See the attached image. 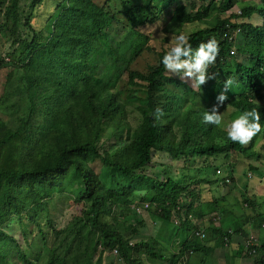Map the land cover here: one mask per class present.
<instances>
[{
	"label": "trees",
	"instance_id": "1",
	"mask_svg": "<svg viewBox=\"0 0 264 264\" xmlns=\"http://www.w3.org/2000/svg\"><path fill=\"white\" fill-rule=\"evenodd\" d=\"M54 1L47 34L33 26L31 16L23 22L22 0H0L2 28L19 52L8 65L0 93V264H39L9 233L17 226L21 234L31 235L32 247L46 250L44 264H103L106 251L113 250L124 264H143L141 252L162 264H193L192 256L200 252L204 257L199 264H208L217 247L204 241L199 232L206 234L207 229L194 222L189 211L202 217L193 207L202 199V186L210 182L209 169L222 154L235 160L263 157L255 145L260 141L264 148V0L228 15L215 1L200 5L193 0L190 8L181 0H149L143 6L131 5V0ZM166 1L178 3L172 17L182 25H204L178 32L188 36L194 49L210 38L219 43L216 62L208 69L212 77L202 86L166 70L161 59L171 42L158 49L152 35L141 30L158 19L157 6ZM32 2L36 8L45 0ZM254 15L263 22H252ZM24 26L31 37H24ZM146 50L154 52L158 62L149 64L146 72L130 68ZM227 78L233 80V89L224 88ZM124 80L126 86H121ZM222 91L228 95L224 105L237 114L256 110L260 115L262 131L246 145L226 137V125L234 116L223 117L220 127L202 120ZM157 109L162 111L159 117ZM196 158L197 177L190 173ZM253 164L249 161V169L261 173ZM141 187L145 194L134 198ZM63 200L69 201L71 211L57 227L54 214ZM242 203L252 213L233 227L218 226L217 232L228 245L252 223L244 249L254 264H264L260 202L245 197ZM135 205L143 209L136 211ZM212 205L219 207L216 198ZM232 207L224 206L223 213L232 215ZM131 212L157 217L151 218L156 231L162 226L159 220L174 218L184 242L167 248L146 229L145 218L133 221ZM26 221L37 225V234ZM44 225L53 229L51 241ZM141 230L151 236L143 237ZM11 244L16 248L12 259ZM238 251L235 248L234 256Z\"/></svg>",
	"mask_w": 264,
	"mask_h": 264
},
{
	"label": "rangeland",
	"instance_id": "2",
	"mask_svg": "<svg viewBox=\"0 0 264 264\" xmlns=\"http://www.w3.org/2000/svg\"><path fill=\"white\" fill-rule=\"evenodd\" d=\"M101 2V4L105 0H97ZM149 0H131L132 4H138L139 6H143L146 3H148ZM193 0H181V3H184L187 5L188 8H190V4ZM200 5H206L208 2H216L215 6L221 5L220 7L222 10H226V15L231 13H239V10L246 4L252 3L255 4L258 2V0H233L230 4H228V0H195ZM178 3L174 2L172 4L168 3V1L165 2V4H159L157 6V17L158 19L154 23L147 24L145 26L141 27V30L145 32L146 34L152 35V44L156 45L158 49H161L163 47H168L171 42V47L176 42V37L178 32L182 31L185 33H189L191 30H195L198 27L204 26L203 24H181V22H178L176 19H174L172 16L175 12V9L177 8ZM56 6V2L54 0H45L42 4L39 6H36V8H33V2L32 0H22L21 5V16L23 19V22L25 19L29 16H31L33 26L48 34L47 30V19L52 14V11H54ZM214 6V7H215ZM212 7V13H215V9ZM5 8V7H4ZM4 19V9L0 7V93L2 92L3 86L5 84V80L7 77V74L10 72L8 65L10 62L13 61V58H17L19 52L17 51L18 44L13 43V38L10 36L9 31L2 28V23ZM252 22L261 24L263 22L262 17H259L258 15H254L251 19ZM8 28V27H7ZM22 30L25 32V36H30L29 34V27H22ZM129 59L127 57L126 61ZM3 62V63H1ZM158 62V56L152 52V51H144L143 54L137 56L130 64V68L132 69H138L141 71L146 72L148 70L149 64H155ZM192 85L196 86L195 82H191L190 78H183ZM209 83V82H207ZM121 86H126V80L122 81ZM209 91L214 92L213 87L207 88ZM238 88V87H237ZM212 89V90H211ZM233 89V86H232ZM239 89V88H238ZM220 93V92H219ZM218 93V94H219ZM231 94V93H230ZM226 93V97H227ZM200 99H202L200 97ZM228 97L224 101L222 105H220L218 111L221 112L222 117L227 118L230 114L232 117L236 116L237 113L232 110L227 105H224L227 103ZM203 100V99H202ZM218 103L217 99L215 100V103L211 106V109L214 105ZM225 106V107H222ZM262 144L260 141H258L255 145V148L257 150H260L263 153V157L260 158L264 161V148L261 147ZM258 158H242L240 157L238 160H235L233 158L227 157L224 154L218 156L217 160L213 162V167H211L210 174L208 173L205 175L210 180V182L205 183L202 186L201 192H202V199H197L195 202V205L193 209L198 207V211L203 212L202 217L200 218L197 214V216L194 215L192 211H189L191 216L193 215L194 222H198L202 225L203 229L206 230V234L204 237V241L207 242L209 245L216 246V252L213 256L207 259L208 264H254L253 257L248 255L246 249H244V243L247 237V232L250 233V231L253 232L252 223L245 225V233L242 235L240 233H237L232 239L231 244L226 245L223 241L224 237H222L221 233L217 232L218 226L223 225L225 228L233 227V225H237V222H241L243 219L244 214H251L252 209L250 207H247L246 205L243 206L242 198L245 199V197H249V199H253L257 197V201L260 202V206L257 210L261 211L262 219H264V166L261 165V160ZM249 161L254 163L253 165H259L261 168V173L251 171L249 169ZM191 165V164H188ZM193 165L196 166L195 169H191L192 176L197 177V168L200 167L199 159L196 158L195 162H193ZM192 166V165H191ZM235 169L233 173H231V170ZM217 169H220L221 172L217 173ZM249 172H252V177L249 178ZM249 174V175H248ZM233 176L231 178L230 183H225L224 179L227 176ZM206 177V178H207ZM220 186L218 188L217 186ZM213 188H216L214 191ZM248 191V193L245 195V193ZM145 194V188H139L135 194L134 198L138 199L143 197ZM225 196V198H221ZM216 198L218 201L219 207L216 206V208L212 205V199ZM221 198V199H220ZM236 198L240 201L237 202ZM234 205V206H233ZM197 206V207H196ZM224 206H227L228 208H231L232 206V215L224 214L222 211V208ZM186 211L188 213L189 206H186ZM200 208V209H199ZM71 211V205L69 201H61L60 202V208L57 210V213L54 214V221L57 227L60 226L61 222L64 223L68 220L69 216L68 213ZM147 216V217H146ZM219 217L220 219L215 220V217ZM154 216H150L148 212H145L144 214H138L136 213H130L129 218L133 221H140L142 218H145L144 220L147 221L146 229L150 228L152 230V234L156 235L157 239L160 240L162 243L166 245L169 249H175L182 245L185 238L184 235L181 234L180 230L178 228H175L174 226V218L171 219L170 222H162L159 220V225L162 223V226L159 227V229L154 230L153 226H151V222ZM157 217L153 218L156 219ZM158 219V218H157ZM45 219H42V222L44 223ZM213 221L216 223H213ZM237 221V222H236ZM29 225V229H34L35 234L38 233L39 229L37 225L33 224L30 221H26ZM153 223V222H152ZM244 223V222H242ZM18 227V226H17ZM17 227L15 229H10L9 233L16 238L17 242L21 245L22 249L26 250L27 253L30 254V257L34 261H39V264H44V260L47 258V252L45 249H41L40 247H32L31 235L27 232L26 235L21 234V231H17ZM19 228V227H18ZM139 229H143L139 227ZM43 230L46 234V237L48 240H52L54 238L52 227L50 225H44ZM177 230V231H176ZM258 233V230L254 229ZM142 231L143 237H150L151 234L148 232ZM154 231V232H153ZM179 231V232H178ZM178 232V234H177ZM42 236H38V240L36 241L39 245L41 242ZM12 252H11V259L15 257V251L16 248L14 244H11ZM235 248H238V257L234 256ZM142 260L144 261L143 264H162L161 262H151L146 255L141 252L138 254ZM204 253H196L192 256V262L193 264H199L201 259H203ZM103 264H124V262L120 259V257L117 255V253L113 251H109L105 253L103 256Z\"/></svg>",
	"mask_w": 264,
	"mask_h": 264
},
{
	"label": "clouds",
	"instance_id": "3",
	"mask_svg": "<svg viewBox=\"0 0 264 264\" xmlns=\"http://www.w3.org/2000/svg\"><path fill=\"white\" fill-rule=\"evenodd\" d=\"M189 38L183 33L176 37V42L162 56L161 63L164 68L172 74L183 78H190L191 82L202 86L212 74L208 72L210 66L214 65L219 54V43L215 38L202 42L195 49L188 42ZM233 80H224V88H232ZM226 92L222 91L217 96L218 103L211 110H206L202 115L204 123L220 127L223 117L218 111L220 105L226 100ZM162 114L160 109L155 115ZM260 115L256 110H246L237 114L229 124L226 125V137L232 142L246 145L254 136L262 131Z\"/></svg>",
	"mask_w": 264,
	"mask_h": 264
},
{
	"label": "built area",
	"instance_id": "4",
	"mask_svg": "<svg viewBox=\"0 0 264 264\" xmlns=\"http://www.w3.org/2000/svg\"><path fill=\"white\" fill-rule=\"evenodd\" d=\"M239 12H240V10H239ZM234 36H231L230 38H233ZM236 52V50L235 49H233L232 50V53H235ZM218 172H220V170H218ZM149 206V203H145V208L146 207H148ZM135 207V210L136 211H141V209H143V207H140V205H135L134 206ZM176 221H178V220H176ZM200 234H202V235H204L205 236V233L203 232V231H201V232H199ZM117 250H115V252H116Z\"/></svg>",
	"mask_w": 264,
	"mask_h": 264
}]
</instances>
